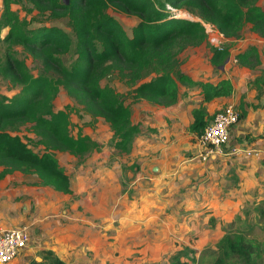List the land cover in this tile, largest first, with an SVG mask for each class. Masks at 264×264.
<instances>
[{
    "label": "trees",
    "instance_id": "1",
    "mask_svg": "<svg viewBox=\"0 0 264 264\" xmlns=\"http://www.w3.org/2000/svg\"><path fill=\"white\" fill-rule=\"evenodd\" d=\"M33 1L37 8L48 10L55 17H67L71 33L56 26L21 29L11 9L12 0H2L0 33L7 28L5 40L22 47L30 56L40 58L44 72L32 76L24 62L14 55H8L4 65H0V75L21 86L11 98L0 96V181L13 173L34 175L40 187H49L66 196L72 195L70 179L55 154L80 158L99 151L90 135L71 134L68 106L58 111L53 109L60 88L90 119L104 120L111 132L112 148L120 155H127L133 139L141 132L140 124L133 123L132 109L126 105L122 94L109 84H102L113 73L135 103L145 101L172 106L177 102L178 84L198 88L202 103L232 94L230 81L193 82L170 61L178 39L206 40L201 24L177 16V11L197 15L229 39L239 38L246 28L264 37V9L250 0ZM109 9L137 19L131 36L108 14ZM75 45L82 64L65 68L58 57L70 52ZM229 57L228 47L210 50V64L215 69ZM235 59L240 66L249 69L261 65L256 47L238 53ZM49 72L51 75H47ZM263 82L264 72L254 85L258 87ZM190 116L193 122L188 132L196 137L213 118L203 106L192 109ZM242 116L240 112V118ZM27 125L31 134L22 136L20 130ZM208 250V264H264V241L236 233L223 235ZM39 256L41 262L32 264H65L49 250L41 251ZM203 261L201 256L196 259L192 250L183 249L164 264H203Z\"/></svg>",
    "mask_w": 264,
    "mask_h": 264
},
{
    "label": "crops",
    "instance_id": "2",
    "mask_svg": "<svg viewBox=\"0 0 264 264\" xmlns=\"http://www.w3.org/2000/svg\"><path fill=\"white\" fill-rule=\"evenodd\" d=\"M131 18L134 26L138 21ZM258 52L261 65L242 67L247 71L240 75L227 77L222 69L217 78L202 66L185 74L193 82L230 81L233 90L227 98L202 103L198 88L177 86L172 106L140 101L147 108L144 117L151 114L145 124L161 127L159 137L148 136L139 145L144 134L141 124L133 122L141 132L126 155L133 157L131 162L121 165L114 148L86 154L75 185L69 177L70 196L40 187L34 175L13 173L1 180L0 229L21 227L29 234L27 247L9 264L39 263L43 250L65 264H145L148 254L156 260L167 255V261L204 233L243 217L246 209L264 211V82L254 85L263 75L264 57ZM227 105L243 116L230 130L222 155L202 160L198 137L189 132L190 144L178 145L177 130L188 131L192 109L203 106L214 116ZM55 157L69 176L65 161L72 156Z\"/></svg>",
    "mask_w": 264,
    "mask_h": 264
},
{
    "label": "rangeland",
    "instance_id": "3",
    "mask_svg": "<svg viewBox=\"0 0 264 264\" xmlns=\"http://www.w3.org/2000/svg\"><path fill=\"white\" fill-rule=\"evenodd\" d=\"M250 3H253L256 6L264 9V0H250ZM11 9L18 17L19 28L21 29H35L40 27L56 26L69 34L71 33V22L67 17H55L51 15L48 10H41L36 7L33 0H12ZM2 12L3 4L2 0H0V19ZM108 14L115 17L125 29L126 33L131 36V27L135 23L134 19H132L130 16L122 15L113 9H109ZM176 14L179 17L187 18L196 22L198 20H201L197 15H192L187 11H177ZM7 31L8 29L5 28L2 29L0 33V65H4V62L8 55H14V57L19 61L24 62L28 72L32 76H38L42 74L44 72L42 60L40 58H34L30 56L22 47L7 42L5 40ZM72 40L75 43V38L72 37ZM225 47L229 48L230 57L222 66H219L218 69L213 68V66L210 64L209 59L211 47L210 44H208L207 40L203 42H191L184 39H178L174 49L171 51L170 61H174L177 68L185 74L191 75L193 74L192 72L194 70H197L200 66H202L206 69L210 67L213 76H217V78L221 77L222 69L225 71L227 77H233L232 73L240 75L241 72L247 71L243 69L242 66H240L234 59L235 55L244 52L249 47H256L257 50L261 52V55L264 56V37L257 33H252L250 30H248V28H246L239 38L224 39L223 48ZM58 58L62 66L65 68H69L74 64H82V61L80 60L78 55L76 45L70 50V52L59 56ZM206 69H203L201 73L206 72ZM47 75H51V73L49 72L47 73ZM102 84H109V86L113 87L118 93L122 94L123 98L125 99L126 105L130 106V108L132 109L133 122H139L141 124V131L144 134V137L138 140L139 145L143 144L144 140L150 139V137H153V139L159 137L157 135V132L159 131L158 129H161V127H155L154 123H152L151 125L145 124V121H151V114H148V116L146 115V117H144V109H147L145 104H142L143 102L135 103L134 101H132L131 96L127 95L128 89L118 81L116 73H113L107 80L104 79V81H102ZM178 86L179 88H181L186 85L178 84ZM20 87L21 86L19 84L14 83L13 81H11V79L4 78L2 77V75H0V96L11 98L19 92ZM66 106H68L70 109L69 116L71 134L73 136H77L80 132L83 135H90L93 141L98 145V151L104 149L107 152L111 153V150L113 149V141L108 124L102 119H90L85 110L81 106H79L74 99L69 97L63 90V88H60V91L55 101L53 102V109L55 111H58L64 109ZM161 131L162 129L160 130V132ZM151 132L154 133L152 134ZM177 132L179 135L176 142L179 146L190 144L187 128H179ZM20 134L22 136L30 135V125L22 128L20 130ZM35 150L38 153L41 152L40 149ZM92 152L91 154L94 155ZM188 153L185 150L184 154L186 155ZM113 155L115 156L116 154L113 153ZM132 158L133 157H130V155H120V164L127 165L129 162H131ZM82 159L83 157H71L70 160L68 159L65 161V168L69 167L68 170L71 172L69 177H72L74 185L76 183L75 178L77 176L76 174L79 173L78 169ZM126 184L127 181L125 180V185ZM70 200L73 202V198H70ZM75 201H77V199ZM245 211L246 212L243 217H236L233 219L232 223L226 224L225 226L221 225L218 231H214L213 233H204V235L201 236L202 239H200L198 242L196 241L197 243L195 244L193 243L191 245V248L185 249L190 251L192 250L193 256L196 259L201 256L204 259L203 264H208L210 262V251L208 249L213 248L225 234L236 233L245 236L246 238L264 241V211L262 209L258 210L256 208L253 210L246 209ZM166 256L167 255L159 256L156 260L154 254H148L146 256L145 264H164L168 261H166V259L168 258ZM187 261L189 260L187 259ZM134 263L130 262L126 264Z\"/></svg>",
    "mask_w": 264,
    "mask_h": 264
},
{
    "label": "built area",
    "instance_id": "4",
    "mask_svg": "<svg viewBox=\"0 0 264 264\" xmlns=\"http://www.w3.org/2000/svg\"><path fill=\"white\" fill-rule=\"evenodd\" d=\"M169 8V7H168ZM170 9V8H169ZM211 48L223 50L226 37L214 25L198 20ZM240 114L235 106L227 105L216 112L203 133L198 137L200 158L208 160L211 156L223 154V148L229 140L230 130L238 124ZM29 234L24 228L0 229V264H9L27 247Z\"/></svg>",
    "mask_w": 264,
    "mask_h": 264
}]
</instances>
